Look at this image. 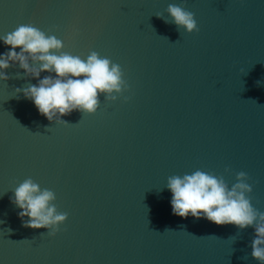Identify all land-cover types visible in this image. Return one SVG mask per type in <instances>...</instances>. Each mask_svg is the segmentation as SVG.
I'll return each instance as SVG.
<instances>
[{
	"label": "water",
	"instance_id": "obj_1",
	"mask_svg": "<svg viewBox=\"0 0 264 264\" xmlns=\"http://www.w3.org/2000/svg\"><path fill=\"white\" fill-rule=\"evenodd\" d=\"M170 3L198 30L158 17L171 21ZM21 24L108 57L128 89L56 123L15 92L36 79L6 70L0 264H260L251 226L173 215L165 185L200 169L231 186L244 171L264 211V0H0V36ZM29 177L68 214L54 235L22 226L9 199Z\"/></svg>",
	"mask_w": 264,
	"mask_h": 264
},
{
	"label": "clouds",
	"instance_id": "obj_2",
	"mask_svg": "<svg viewBox=\"0 0 264 264\" xmlns=\"http://www.w3.org/2000/svg\"><path fill=\"white\" fill-rule=\"evenodd\" d=\"M166 11L171 21L162 14L157 16L187 32L198 30L193 12L172 3ZM0 42L10 46L0 52V80L7 81L10 76L6 70L14 66L23 69L25 77L35 78V84L17 87L15 92L22 93L50 122L67 124L62 117L73 111L95 113L101 95L114 101L116 94L128 89L119 64L96 51H91L86 58L63 51L61 39L31 24H21L0 36ZM42 73L47 75L41 76ZM247 180V173L240 171L236 173V182L229 186L223 176L197 169L191 174L169 176L165 186L172 194L173 215L204 218L217 225L232 224L239 229L251 226L254 230L251 256L264 264V211L251 203L247 194L252 192V186ZM13 193L9 199L19 209L17 216L24 227L44 228L49 235H54L67 218L68 214L58 212L52 203L56 199L54 191L42 189L30 177L19 183Z\"/></svg>",
	"mask_w": 264,
	"mask_h": 264
}]
</instances>
